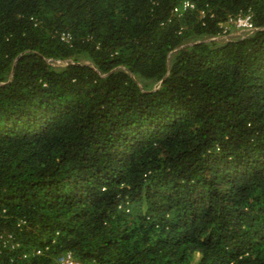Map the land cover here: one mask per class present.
I'll list each match as a JSON object with an SVG mask.
<instances>
[{"label": "trees", "instance_id": "obj_1", "mask_svg": "<svg viewBox=\"0 0 264 264\" xmlns=\"http://www.w3.org/2000/svg\"><path fill=\"white\" fill-rule=\"evenodd\" d=\"M67 252L264 264V0H0V264Z\"/></svg>", "mask_w": 264, "mask_h": 264}, {"label": "built area", "instance_id": "obj_2", "mask_svg": "<svg viewBox=\"0 0 264 264\" xmlns=\"http://www.w3.org/2000/svg\"><path fill=\"white\" fill-rule=\"evenodd\" d=\"M189 9H193V5L188 1L182 3L181 9H175V12H184ZM181 14V13H179ZM233 27L236 30V37L244 38L247 35L253 33L257 29L253 26L250 15H238L234 18H230L228 22L223 26L222 34L214 38V40H224L229 41L233 38L228 34L229 28ZM52 66L55 65H66L67 62L64 61H49ZM56 264H79L71 252L64 253L56 259Z\"/></svg>", "mask_w": 264, "mask_h": 264}, {"label": "rangeland", "instance_id": "obj_3", "mask_svg": "<svg viewBox=\"0 0 264 264\" xmlns=\"http://www.w3.org/2000/svg\"><path fill=\"white\" fill-rule=\"evenodd\" d=\"M228 34H230L231 38H235L237 35L236 30L233 27L229 28ZM63 66L64 65H55L54 67H63Z\"/></svg>", "mask_w": 264, "mask_h": 264}]
</instances>
